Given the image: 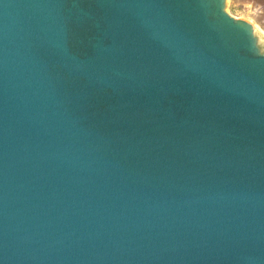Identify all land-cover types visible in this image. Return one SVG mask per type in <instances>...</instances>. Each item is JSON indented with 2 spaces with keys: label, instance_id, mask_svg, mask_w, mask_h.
<instances>
[{
  "label": "water",
  "instance_id": "1",
  "mask_svg": "<svg viewBox=\"0 0 264 264\" xmlns=\"http://www.w3.org/2000/svg\"><path fill=\"white\" fill-rule=\"evenodd\" d=\"M226 0H0V264H264V38Z\"/></svg>",
  "mask_w": 264,
  "mask_h": 264
},
{
  "label": "rangeland",
  "instance_id": "2",
  "mask_svg": "<svg viewBox=\"0 0 264 264\" xmlns=\"http://www.w3.org/2000/svg\"><path fill=\"white\" fill-rule=\"evenodd\" d=\"M226 12L248 21L253 30L264 35V0H226Z\"/></svg>",
  "mask_w": 264,
  "mask_h": 264
},
{
  "label": "bare ground",
  "instance_id": "3",
  "mask_svg": "<svg viewBox=\"0 0 264 264\" xmlns=\"http://www.w3.org/2000/svg\"><path fill=\"white\" fill-rule=\"evenodd\" d=\"M259 34H260V33H259ZM260 35L264 38V35H263L262 33H261Z\"/></svg>",
  "mask_w": 264,
  "mask_h": 264
}]
</instances>
